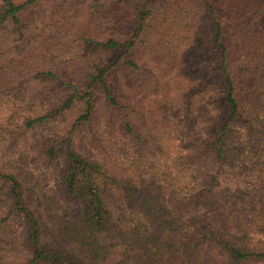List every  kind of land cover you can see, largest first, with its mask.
<instances>
[{
	"label": "trees",
	"instance_id": "trees-1",
	"mask_svg": "<svg viewBox=\"0 0 264 264\" xmlns=\"http://www.w3.org/2000/svg\"><path fill=\"white\" fill-rule=\"evenodd\" d=\"M0 264H264V0H0Z\"/></svg>",
	"mask_w": 264,
	"mask_h": 264
},
{
	"label": "rangeland",
	"instance_id": "rangeland-1",
	"mask_svg": "<svg viewBox=\"0 0 264 264\" xmlns=\"http://www.w3.org/2000/svg\"><path fill=\"white\" fill-rule=\"evenodd\" d=\"M72 49H74L76 51V49L74 47H72Z\"/></svg>",
	"mask_w": 264,
	"mask_h": 264
}]
</instances>
